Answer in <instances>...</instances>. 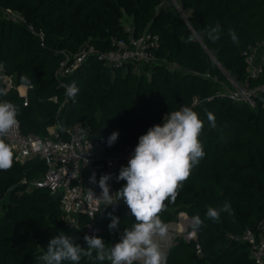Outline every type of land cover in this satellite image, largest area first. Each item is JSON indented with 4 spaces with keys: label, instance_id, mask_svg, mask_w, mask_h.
<instances>
[{
    "label": "trees",
    "instance_id": "trees-1",
    "mask_svg": "<svg viewBox=\"0 0 264 264\" xmlns=\"http://www.w3.org/2000/svg\"><path fill=\"white\" fill-rule=\"evenodd\" d=\"M166 7L160 0H0V10H19L28 23L44 33L43 44L25 25L12 22L0 12V65L12 76L6 90L0 79V96L18 108V122L25 134L48 135L57 121L78 124L92 140L115 132V149L134 145L149 127L163 123V116L183 106L191 107L204 122L199 137L204 158L192 170L175 201H166L160 218L165 224L184 213L199 215L203 225L194 230V242L175 239L165 250L167 264H253L246 244L230 239L244 230L258 233L264 221V109L248 108L227 93L214 91L211 79L236 81L245 72L242 51L264 41V0H174ZM126 20L133 36L147 31L157 36L152 49L155 62L141 73L124 71L89 58L61 82L54 77L63 51L75 53L83 44L111 48L110 39L125 38ZM219 24L213 42L206 29ZM238 42H233L229 30ZM250 78V84L262 82ZM76 82L75 102L65 94ZM27 86L26 104L16 89ZM231 89L232 85L226 83ZM193 98L196 103L192 106ZM215 116L212 128L207 113ZM45 166L38 158L20 165L14 160L0 170V264H43L37 257L47 244L64 232L87 247L84 234L67 225L56 198L47 189L26 193L23 179L42 177ZM126 181L119 180V188ZM228 202L233 213L221 212L219 222L205 218L208 207ZM109 210L98 220L107 248L119 241L135 218L123 200L117 213V231L110 232ZM85 222L80 219V225ZM195 245L200 254L196 253ZM92 257L79 264H110ZM62 264H71L64 261Z\"/></svg>",
    "mask_w": 264,
    "mask_h": 264
},
{
    "label": "built area",
    "instance_id": "built-area-1",
    "mask_svg": "<svg viewBox=\"0 0 264 264\" xmlns=\"http://www.w3.org/2000/svg\"><path fill=\"white\" fill-rule=\"evenodd\" d=\"M0 12L6 19L25 25L28 31L38 37L43 44V31L28 23L19 10L5 8ZM125 29L128 32L127 37L110 39L112 47L109 49H101L93 44H83L75 53L63 51V57L54 73L56 80L61 82L64 76L72 74L89 58L110 67L122 68L124 71L136 74L141 73L145 65L155 62L152 49L157 44V36L150 35L147 31L139 36H133L128 22L125 23ZM242 54L245 63L244 78L231 83L232 88L226 93L229 99L241 101L248 108L264 109V80L255 84H250L248 81L250 78L259 79L264 75V41L256 47H248L242 51ZM0 79L5 84L6 90L13 87L12 76L5 73L1 65ZM16 89L18 90V86ZM21 96L24 97V104H26V94ZM196 102L193 98L192 106ZM47 132L48 135L45 137L25 134L21 131L18 122L3 137L4 142L11 147L17 163L24 165L32 158H38L45 166L42 177L33 181L23 179L21 183L28 186L27 190L47 189L50 195L57 199L62 218L67 225L79 229L84 235H96L99 233L97 222L101 219L103 211L117 213L121 201L115 193L120 190L117 176L120 168L127 166L138 142L115 149L114 143L111 146L108 144V138L112 133L92 140L89 133L80 125L67 126L58 121L49 127ZM93 172L96 173L97 181L102 174H112L109 185L113 205H107L92 195L93 191L99 197L101 192L98 184L89 183V177ZM81 218L85 219L82 225H80ZM191 224L192 219L186 214L177 213L175 219L167 225V236L156 238L161 250L165 253L166 248L177 238L194 242L196 234L188 229ZM230 239L247 245L248 256L253 264H264V221L258 233L244 230L240 236L230 237ZM195 249L199 255L197 245Z\"/></svg>",
    "mask_w": 264,
    "mask_h": 264
},
{
    "label": "clouds",
    "instance_id": "clouds-1",
    "mask_svg": "<svg viewBox=\"0 0 264 264\" xmlns=\"http://www.w3.org/2000/svg\"><path fill=\"white\" fill-rule=\"evenodd\" d=\"M208 38L213 42L219 39L220 26L217 24L206 29ZM231 40L235 43L238 38L234 30H229ZM79 93L76 82L66 86V96L75 102ZM6 95V90L0 89V96ZM18 108L9 101H0V170H8L13 165V152L4 142L5 137L18 124ZM209 125L216 127L215 116L207 113ZM204 122L199 114L191 107L183 106L179 110L167 113L162 124L148 128L145 134L138 138L127 166L119 170L117 180L126 181L120 190L115 192L118 200H123L130 210L135 222L131 228H125L119 241L107 248L104 240L95 235H85L87 247H81L74 237L61 232L51 238L47 244L46 253L37 257L43 264H62L70 261L79 264L82 256L92 257L98 261H110V264H167V257L161 250L157 237L167 236L168 226L160 213L165 209L166 201H175L179 190L190 178L192 170L204 158L205 151L199 137L203 131ZM119 136L113 132L108 138L111 146ZM111 173L100 175L96 179L93 172L89 183L98 184L101 189L99 197L92 191L95 199L113 205L109 181ZM221 212L233 213L230 203L225 202L222 207H208L206 219L219 222ZM111 222L110 232L118 230L120 218L109 213ZM203 225L199 215L192 217L194 230Z\"/></svg>",
    "mask_w": 264,
    "mask_h": 264
},
{
    "label": "rangeland",
    "instance_id": "rangeland-1",
    "mask_svg": "<svg viewBox=\"0 0 264 264\" xmlns=\"http://www.w3.org/2000/svg\"><path fill=\"white\" fill-rule=\"evenodd\" d=\"M160 4L162 6L169 7V6H171V4L173 5L174 3L172 2V0H160ZM124 22L127 23L126 20H124ZM152 62H154V61H152ZM150 66H151V64L148 65V68ZM234 82H236V80L232 76H230L228 74H226V79H224V80L211 79V83H212V86L214 88V91L224 92V93H226L229 90V88L226 87V83H230L231 84V83H234ZM31 192H32V190H27L26 191V193H31ZM111 247H112V245L110 246V248Z\"/></svg>",
    "mask_w": 264,
    "mask_h": 264
},
{
    "label": "crops",
    "instance_id": "crops-1",
    "mask_svg": "<svg viewBox=\"0 0 264 264\" xmlns=\"http://www.w3.org/2000/svg\"><path fill=\"white\" fill-rule=\"evenodd\" d=\"M262 48V47H261ZM18 92H19V94L21 95V94H25V92H26V87L24 86V85H20V86H18Z\"/></svg>",
    "mask_w": 264,
    "mask_h": 264
},
{
    "label": "water",
    "instance_id": "water-1",
    "mask_svg": "<svg viewBox=\"0 0 264 264\" xmlns=\"http://www.w3.org/2000/svg\"><path fill=\"white\" fill-rule=\"evenodd\" d=\"M172 2L174 3V5L176 6V3H175V1L174 0H172ZM177 7V6H176ZM25 94H27V87H26V92H25ZM22 95V94H21Z\"/></svg>",
    "mask_w": 264,
    "mask_h": 264
}]
</instances>
